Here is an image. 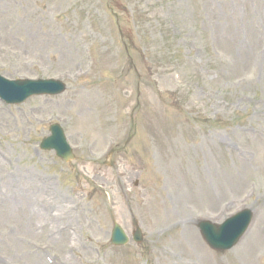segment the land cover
<instances>
[{
    "label": "rangeland",
    "instance_id": "rangeland-1",
    "mask_svg": "<svg viewBox=\"0 0 264 264\" xmlns=\"http://www.w3.org/2000/svg\"><path fill=\"white\" fill-rule=\"evenodd\" d=\"M0 75L67 84L0 101V264H264V0H0ZM244 209L211 250L197 223Z\"/></svg>",
    "mask_w": 264,
    "mask_h": 264
},
{
    "label": "water",
    "instance_id": "water-1",
    "mask_svg": "<svg viewBox=\"0 0 264 264\" xmlns=\"http://www.w3.org/2000/svg\"><path fill=\"white\" fill-rule=\"evenodd\" d=\"M66 86L60 81H15L10 82L0 76V96L9 104H20L33 95H57L65 91ZM52 135L44 139L41 144L43 150H54L56 155L67 162L74 160L72 149L69 146L63 129L59 125H53L50 129ZM252 220V212L243 211L228 219L222 225H215L204 221L198 224L202 236L207 244L214 250L224 252L231 250L239 242L247 231ZM134 232V240L138 243L143 241L142 233L138 224ZM125 231L115 223L111 244L124 246L128 244Z\"/></svg>",
    "mask_w": 264,
    "mask_h": 264
},
{
    "label": "bare ground",
    "instance_id": "bare-ground-1",
    "mask_svg": "<svg viewBox=\"0 0 264 264\" xmlns=\"http://www.w3.org/2000/svg\"><path fill=\"white\" fill-rule=\"evenodd\" d=\"M30 177H35L37 178V176L35 174H30ZM256 231V230H255ZM255 231H252L248 237L245 239L244 242H261V240H259L257 237H256V232Z\"/></svg>",
    "mask_w": 264,
    "mask_h": 264
}]
</instances>
